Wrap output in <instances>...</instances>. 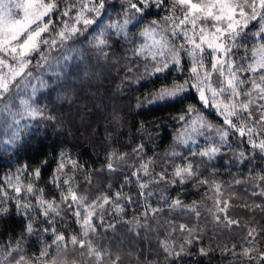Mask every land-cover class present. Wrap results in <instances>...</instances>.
<instances>
[{
	"label": "clouds",
	"instance_id": "obj_1",
	"mask_svg": "<svg viewBox=\"0 0 264 264\" xmlns=\"http://www.w3.org/2000/svg\"><path fill=\"white\" fill-rule=\"evenodd\" d=\"M0 264H264V0H0Z\"/></svg>",
	"mask_w": 264,
	"mask_h": 264
}]
</instances>
